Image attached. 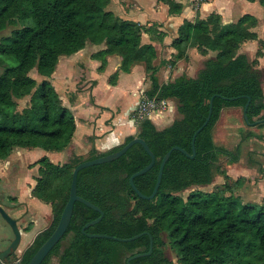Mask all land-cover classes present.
Masks as SVG:
<instances>
[{"label": "trees", "instance_id": "1", "mask_svg": "<svg viewBox=\"0 0 264 264\" xmlns=\"http://www.w3.org/2000/svg\"><path fill=\"white\" fill-rule=\"evenodd\" d=\"M159 1L169 6L170 15L183 12L181 0ZM110 3L111 0H0V32L12 29L9 36L0 40V55L17 63L0 72V163L15 148L61 153L69 147L76 133V119L50 79L61 57L74 55L89 44L104 45V50L92 56L101 62L99 71L105 70L108 57L122 59L119 71L109 78L111 85H116L120 72L129 74L135 66L142 65L151 82L146 95L176 99L183 117L164 130H158L149 119L140 122L138 137L147 142L156 157L154 167L135 179L144 195L152 194L163 158L173 147L193 153V136L204 124L212 98L214 103L209 124L196 138V158L174 151L164 168L155 199L139 198L130 185V177L151 162L140 144L115 161L79 173L78 195L105 214L87 233L118 238L152 235L153 254L130 264H173L163 249L164 234L179 264H264V204L244 203L228 183L212 192L196 190L186 199L180 195L191 187L209 186L217 175L222 176L221 156H230L234 163L238 161L214 140L215 127L224 109L241 108L244 115L248 105L251 122L264 118V89L261 73L255 68L257 62L239 54L243 43L258 38L254 31L258 20L244 15L237 22L224 25L218 14H211L204 20L184 21L172 43L177 52L171 62L162 65L176 66L188 59L192 48L203 55L215 52L216 56L204 63L196 78L182 76L160 83L159 67L155 66L156 48L142 44V35L152 33V28L120 18L108 9ZM164 36L160 33L158 40ZM33 70L43 78L40 84L29 76ZM28 96L30 104L20 112L16 100ZM232 98L237 99L231 101ZM256 127L262 128L264 123ZM133 138L128 137L106 153L95 151L88 158L74 156L63 165L53 163L47 156L38 160L35 166L39 165V176L31 195L51 205L53 221L36 236L21 258L15 254L0 264H18V260L28 264L60 222L70 197L75 167L115 153ZM225 178L230 180L227 174ZM99 217L97 211L75 203L68 231L43 264H51L54 256L59 257L60 264H128L131 257L149 251L148 235L129 243L85 236L82 228Z\"/></svg>", "mask_w": 264, "mask_h": 264}, {"label": "crops", "instance_id": "2", "mask_svg": "<svg viewBox=\"0 0 264 264\" xmlns=\"http://www.w3.org/2000/svg\"><path fill=\"white\" fill-rule=\"evenodd\" d=\"M196 1L181 0L184 8L179 15H170L169 6L159 0H111L108 9L124 20L152 28V33L142 35V44H153L156 48L155 66L159 67L160 83L174 81L182 76L196 78L200 70L204 68V63L216 56L215 52L203 55L196 48H192L188 52V59L179 61L176 66L162 65L176 53L172 43L178 37V30L184 21L204 20L211 14H218L222 24L229 25L237 22L244 15H252L258 20V25L254 29L258 38L243 43L239 54L246 55L251 62L256 60L255 68L261 73L264 89V4L261 2L264 0H207L194 8ZM160 33L165 36L158 40ZM104 49V45L89 44L74 55L61 57L51 77V82L57 91L61 89L63 92L61 99L64 105L73 112L76 119V133L65 150V152L71 150V153L67 155L68 158L73 153L85 152L88 155L95 151L106 153L123 144L128 137H138L140 133L139 123L132 119V113L151 87L145 68L137 65L129 74L120 72L116 85H111L109 78L119 71L122 59L119 56L108 57L105 70L99 71L101 62L93 59L92 56ZM260 51L262 55L259 57ZM197 64L199 66L194 74L185 72V68L190 71ZM170 105L168 111L156 112L151 117L152 123L158 130H164L176 120L183 118L178 111V101L170 99ZM226 109H231L232 113H235L237 108ZM224 110L216 126L221 125ZM231 124L232 119L229 126L225 128L226 132L231 131ZM31 190L29 189L30 197ZM43 209L45 212L48 211L46 207ZM5 210L11 214V210L9 211L8 208ZM20 230L23 241L27 233ZM37 235L38 232L32 240ZM32 240L26 244L24 250Z\"/></svg>", "mask_w": 264, "mask_h": 264}, {"label": "rangeland", "instance_id": "3", "mask_svg": "<svg viewBox=\"0 0 264 264\" xmlns=\"http://www.w3.org/2000/svg\"><path fill=\"white\" fill-rule=\"evenodd\" d=\"M206 1L207 0H197L196 3L193 2L194 8L199 7L202 2ZM11 33V28L0 32V40L9 36ZM173 56L166 62H171ZM7 59V57L0 55V72H3L8 65L17 64ZM197 66L199 65H195L190 71H188L187 68L184 70L185 72L194 74L197 71ZM29 76L35 79L38 84L43 80L36 70L30 72ZM57 92L61 98V95H63L62 90L60 89V91ZM16 101L18 110L21 112L29 106L30 96ZM232 111L231 109L224 110L225 113L222 117L221 125L216 126L215 129V142L217 146L226 148L234 156L238 157V161L234 163L230 156H221L219 166L224 174H222V176L217 175L213 183L209 186L191 187L182 192L180 195L183 198L186 199L190 193L196 190L212 192L219 188H223L224 184L228 183L236 196L244 203L264 204V127L249 126L244 120L243 110L241 108H237L235 113H232ZM231 119V131L226 132L225 128L227 125L229 126ZM137 123L140 124V122ZM70 153L71 150L56 153L48 152L43 149L15 148L10 157L0 163V206L4 209L8 208L9 211L11 210V214L7 211L8 214L12 218L15 216L14 219L17 220L20 229L25 231L24 233H27L24 235L15 257L21 258L24 251L33 243L34 240L32 239L34 235L37 232L39 234L49 228L53 221L51 205L42 203L37 199L34 200L35 198L29 195V189L34 188L36 178L39 176V165L35 166V163L44 156L49 157L53 163L60 165L65 164L67 160L70 161L74 156H81L83 158H88L89 156L85 152L83 154L73 153V155L68 158L67 155ZM225 174L230 177V180L225 178ZM227 195H229V193ZM43 207L48 208V211L45 212ZM29 230L31 231L26 232ZM13 239L14 234L11 227L0 214V250L5 249ZM31 240V244L24 250L26 244ZM164 242L165 245L163 249L166 257L173 264H179L176 254L171 249L165 234ZM66 244L67 242L65 245ZM51 264H60L59 257H52Z\"/></svg>", "mask_w": 264, "mask_h": 264}, {"label": "water", "instance_id": "4", "mask_svg": "<svg viewBox=\"0 0 264 264\" xmlns=\"http://www.w3.org/2000/svg\"><path fill=\"white\" fill-rule=\"evenodd\" d=\"M236 99L237 98H232L230 100L234 101ZM213 103H214V98H212L210 101V111H209L208 116L205 119L204 124L196 130V132L193 136V139H192L193 153L189 154L185 149H183L179 146L173 147L163 158V161H162L161 166H160L156 186H155V188H154V190L150 196H147V195H144L143 193H141V191L135 185V179L139 176L144 175L148 171H150L156 163V157H155L154 153L151 151L147 142L140 137H134L133 140H131L130 142L125 144L123 146V148H121L119 151H117L115 153L107 154V155L101 156V157L93 159V160H87V161H84V162L80 163L79 165H77L73 171L72 184H71V189H70V197H69V200H68L66 207L63 211L60 222H59L57 228L55 229V231L53 232V234L51 235V237L40 247V249L36 252V254L33 256V258L30 260V262L28 264H43V262L50 255V253L53 251V249L61 242V240L65 236L66 232L68 231V228L70 226V223H71V220L73 217V213H74V206H75V203H77V202H80V203L88 206L89 208L97 211L100 214L99 218L89 222L88 224H86L82 228V233L85 236H87L88 238H92V239H94V238L95 239H110V240L118 241L121 243H129V242H133V241L139 239L143 235H148L150 238L149 251L146 253H140V254H137V255L131 257L128 260V264H130L131 261H133L135 259L151 256L153 254V251H154V239H153V236L148 234V233L139 234V235H136L132 238H118V237L110 236V235H106V234H90V233H87V229H89L90 227L100 223L103 220L105 214L101 210V208H99L95 204L87 201L86 199H84L78 195V175L82 170H84L86 168L93 167L96 165L105 164V163H109V162L117 160L120 157H122L124 154H126L127 151L130 150L134 145L140 144L145 149L147 154L150 156L151 162L144 169L140 170L139 172L135 173L134 175H132L130 177V185L133 188V190L136 192V194L139 196V198H141L143 200L155 199L157 194H158L159 188L161 186L164 168H165L171 154L174 151H180L184 155L189 157L190 159L196 158V156H197L196 147H195L196 138H197L198 134L209 124V122L211 120L212 113H213ZM249 103H250V99H249ZM247 108H248V105L244 109V119H245V122L249 126L254 127L257 124L264 123V118L261 120H257L255 122H251L247 116ZM0 214L5 219V221L8 223V225L11 227L13 234H14V239L10 243V245L5 250L0 252V261L4 262L7 258L15 255L16 252L18 251V249L21 245V242H22V232L19 228L17 220L12 218L2 206H0ZM20 261L21 260H18L17 263L20 264Z\"/></svg>", "mask_w": 264, "mask_h": 264}, {"label": "built area", "instance_id": "5", "mask_svg": "<svg viewBox=\"0 0 264 264\" xmlns=\"http://www.w3.org/2000/svg\"><path fill=\"white\" fill-rule=\"evenodd\" d=\"M170 107V99H161L157 96L150 97L145 94L133 111L132 119L136 122L151 120L154 113L168 111Z\"/></svg>", "mask_w": 264, "mask_h": 264}]
</instances>
